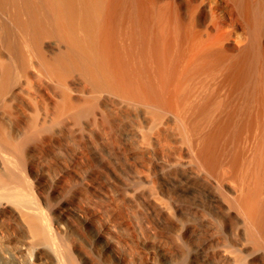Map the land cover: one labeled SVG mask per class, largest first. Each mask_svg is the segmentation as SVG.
I'll return each instance as SVG.
<instances>
[{
  "label": "bare ground",
  "instance_id": "obj_1",
  "mask_svg": "<svg viewBox=\"0 0 264 264\" xmlns=\"http://www.w3.org/2000/svg\"><path fill=\"white\" fill-rule=\"evenodd\" d=\"M220 1L222 13L208 0H0V264H75L65 240L76 264H94L97 256L82 253L72 235L73 214L90 226L102 219L101 261L129 259V240L100 208L77 211L60 200L45 206L47 222L45 186L52 179L56 193L65 171L36 170L25 194L23 158L34 170L42 151L65 137L87 157L78 135L106 142L97 150L109 163L102 173L122 178L121 157L131 156L127 170L123 164L130 183L126 174L108 180L129 208L143 200L159 217L130 212L144 252L135 248L142 255L134 251L128 264L149 263L159 251L174 264L184 249L192 264H264V0ZM80 117L87 120L77 125ZM107 142L120 159L104 154ZM156 169L171 205L152 186ZM180 193L192 196L182 207ZM13 225L20 241L8 234Z\"/></svg>",
  "mask_w": 264,
  "mask_h": 264
},
{
  "label": "rangeland",
  "instance_id": "obj_2",
  "mask_svg": "<svg viewBox=\"0 0 264 264\" xmlns=\"http://www.w3.org/2000/svg\"><path fill=\"white\" fill-rule=\"evenodd\" d=\"M218 1H220V0H218ZM217 0H208V3L209 4H211V2L213 3V4H211V5H213V6H215V7H217L218 8V13H222V10L221 9H219L220 7H221V4H222V2L220 1V2H218ZM217 2V3H216ZM215 4V5H214ZM88 113V116L86 115ZM86 114H85V118H88L89 117V115H90V117L92 116V113L93 112H87ZM83 115V118H84V114H82ZM87 116V117H86ZM78 119H79V117H78ZM76 120V119H75ZM80 120H81V117H80ZM85 120H87V119H82L81 120V122H77V121H79V120H76L75 122L77 123V125H79V123H82L83 121H85ZM79 137H75L76 138V140H77V142H78V144L80 143L81 144V146H82V144H83V147H81L80 146V149H79V151L81 152H84L85 153V149H87L88 147V151L86 150V154H88L89 155V153H90V155H91V157H89L88 155H87V157H88V159H87V157H83L82 156V153H80V157L81 158H84V160H82L80 157L78 158V156H76V151H74V150H77V148H78V146H77V148H76V146L74 145L73 146V138H71V137H65V138H63V139H61V141L60 142H58V143H56V144H53L51 147H53L52 149H51V147L50 146H48V147H46L45 149L46 150H49V151H42V154L41 155H39V157H41V156H43V158H39V159H37V161H35L34 162V164H33V166H34V170H30V169H27L26 167H27V161H28V159L26 160V158L24 157L23 158V160H22V162L24 163L23 164V168H24V175H23V177L25 178V180L27 179L28 181H29V184H27V182L28 181H26V182H24L23 183V185H26L25 187V190L26 189H28V185H31L33 182H34V184H35V179H36V170L38 171V169L39 170H43V169H48L49 171H47V172H51V174L50 175H52L53 177L56 175V173H58L59 171H65L66 173H67V171H68V173L66 174L65 173V176H64V179H62L61 181H60V184H59V186H60V188L57 190V192L56 193H51V192H49V191H51V188L53 187V185L54 184H52V179H51V182H49V183H47L46 184V186H45V190H46V192L48 193V201L47 202H44L42 199H41V195H40V192L37 190V188L34 186V189H36L35 190V193H36V195L37 196H35V197H37V199L38 198H40L41 200H42V202H43V204H41V202H39V204L38 205H42V206H44L43 208H45V210H43L42 208H40L41 209V211H42V213L43 214H47V211L49 210H51L50 209V207L52 208L53 206H54V204L56 205L57 204V202H61L60 200H62V201H69L70 203H72L75 207V209L78 211L80 208H83V207H85V206H88L89 204H90V206H92L93 208H100V209H102V210H104V215H106V216H103L102 214H101V216L104 218V217H106L107 218V216H109V215H107V213H109L110 215H112L113 217H114V220H116L117 221V223H118V225H120L119 226V234H121V235H118V237L120 236H122V239H124V238H126V240L128 239L129 241L127 242L129 245L127 246V252H126V254L128 255V257H129V259H124L125 260V264H128V263H130V259H131V257L133 256V257H137V256H139V255H142L143 254V252H144V246L143 245H141V244H143L142 242H140L139 243V239L137 238V235H136V233L134 234V232L133 231H131L130 229L132 228H130V224H133V222H134V218L135 217H132V213H137V212H139L138 211V208H140V210L141 209H146V210H143V212L144 211H148L146 214H145V212L143 213L142 212V210H141V212H142V214H144L142 217H145V216H148V215H150V218L149 219H151V221H155V220H157L159 217H158V215H157V213L156 214H154V213H152L151 211L152 210H150V209H148L147 210V208H145L144 206H142L143 205V200L141 201L140 200V203H139V205H141L142 206V208L141 207H139V205L136 207V209H137V211H134V209H135V206L134 205H132V204H130V205H132L133 207L132 208H129V207H131V206H129V204L127 203V202H121L122 200H124V199H122L121 198V196L119 195V193H118V190H116L115 191V189H118L116 186V188L114 187V185H113V183H111L112 181H114V180H112L113 178H114V176L116 177L117 176V172L115 171V172H112V170L110 171V170H107V173H106V171H104L103 173H102V168H101V166H102V162H103V160L104 159H102L103 157H101V155H103L102 153H98V149L100 148L101 149V145L103 146V148H105L104 146H106V142L105 143H102V142H97V143H94V142H89L88 140H86L82 135H78ZM81 139H82V141H81ZM38 140V139H37ZM70 140V144L68 145V141ZM35 141H36V139H35ZM34 141V142H35ZM67 141V142H66ZM89 142V143H86V142ZM66 143L65 145H63V144H61V143ZM82 142V143H81ZM85 142V143H84ZM72 143V144H71ZM91 143V144H90ZM108 144H109V142H107ZM59 145V146H58ZM64 147H63V146ZM74 147V148H76V149H74L72 146ZM86 146V148H85V146ZM90 145V146H89ZM91 145L93 146H95L94 147V149H96V151H95V153H94V150L92 149L93 147H91ZM112 145L113 144H109L108 146L111 148L112 147ZM68 146H70L71 147V149H70V147H68ZM106 147L107 148V150L106 151H104V154L106 153V154H110L111 156H114L115 155V153H116V149L114 148V147H116L117 145H115L114 147H112V148H114L115 149V151H108V148L109 147ZM63 147V148H62ZM68 147V148H67ZM99 147V148H98ZM102 148V149H103ZM109 148V149H110ZM111 148V149H112ZM74 149V150H73ZM100 149H99V151H100ZM110 149V150H111ZM114 149H112V150H114ZM84 150V151H83ZM72 151H74L75 152V154L72 152ZM77 152H78V150H77ZM88 152V153H87ZM114 152V154H112ZM84 153H83V155H84ZM85 154V155H86ZM97 154V155H96ZM117 154V153H116ZM45 155V156H44ZM99 155V156H98ZM119 155V156H118ZM95 156V157H94ZM96 156L98 157V158H96ZM117 158H119L120 159V154H117V155H115ZM100 157V158H99ZM89 158H91V159H89ZM96 158V159H95ZM122 158V160H121V162H125L126 163V167L125 166H123V164H125V163H122V165H121V163H120V169L121 170H125V168H126V170L130 167V165L131 164H133L135 161L133 160V162L131 161L132 159H131V156H130V159H129V157L127 158V160L125 159V158H123V157H121ZM92 159H93V161H92ZM89 160H91V161H89ZM99 160V161H98ZM125 160V161H124ZM130 160V161H129ZM105 161V160H104ZM127 161V162H126ZM22 162H21V164H22ZM106 162V161H105ZM91 163V164H90ZM104 163V162H103ZM129 165H128V164ZM96 165L95 167H94V165ZM106 164H107V162H106ZM109 164V163H108ZM107 164V165H108ZM24 165H26V166H24ZM99 165H101V166H99ZM90 166H92V168L90 167ZM97 166L98 167H100L101 168V170H99V168H97ZM112 168H113V165H110ZM115 166V165H114ZM125 167V168H124ZM66 168H68V169H66ZM94 168H95V170L97 169L98 171H100L101 173H98L97 172V170H96V173H95V170H94ZM46 169V170H47ZM66 169V170H65ZM92 169L94 170V174H93V171H92ZM69 170H70V173H69ZM119 171V172H123L124 174H122V178H120V175L121 174H119V176H117L116 178H120V179H125L126 177H125V174L127 175V173H125L124 172V170L123 171ZM158 169H156V172H154L155 170H153L152 172L154 173V175H153V173H152V175L153 176H159V170L157 171ZM91 171V172H90ZM108 172H110L111 174H110V176L112 177H110L109 176V173ZM158 172V173H157ZM60 173V172H59ZM104 173H106V174H108V175H106V174H104ZM116 175H115V174ZM69 174V175H68ZM156 174V175H155ZM58 175V174H57ZM123 175H124V177H123ZM152 176V177H153ZM111 179H110V178ZM127 183H130V181L128 182V179H130V174H128L127 175ZM167 177V176H166ZM154 178V177H153ZM159 179L160 181H161V183H159L160 181H157V179ZM161 176H159V177H155L154 179H153V182H155L156 181V185L155 184H152V186L153 187H158V188H156L157 190H159L158 191V193H161V196L163 197V200L165 201V198L167 197L168 199H169V197L168 196H166V195H164L163 196V194H162V191L161 190H163V189H165V190H163V192H165L167 189H168V187H167V189H166V187H164L166 184L162 181V180H164V179H162L161 180ZM168 178H170L169 176L167 177V179L165 178V182L166 181H168L169 179ZM30 179V180H29ZM111 181H109V180ZM126 180V179H125ZM125 180H123V181H125ZM155 180V181H154ZM33 181V182H32ZM22 182H23V179H22ZM157 182H158V184L160 185H157ZM109 183H111L112 184V186H111V184H109ZM162 183L163 184H165V185H162ZM167 183V182H166ZM89 184H93L94 186H90ZM33 185V184H32ZM155 185V186H154ZM90 186V187H89ZM117 186H119V189L120 190H122V185H117ZM30 187V186H29ZM121 187V188H120ZM152 187V188H153ZM94 188V189H93ZM115 188V189H114ZM162 188V189H161ZM29 189H33V187L31 186V188H29ZM29 189H28V191H25L24 190V188H23V190L25 191V194L27 193V192H31V191H29ZM151 189V188H150ZM155 189V190H156ZM152 190H154V189H152ZM151 190V191H152ZM154 190V191H155ZM115 191V192H114ZM33 192V191H32ZM31 192V193H32ZM157 192V191H156ZM39 193V194H38ZM196 194H194V195H197V192H195ZM119 195V198L117 197L118 195ZM168 194V193H167ZM180 194H182V193H180ZM178 195V198H177V196L175 197V201L177 202V204L179 205V206H183V205H185V204H187L188 202H189V200H190V198L188 197L190 194H182V195H185V196H182V195ZM199 194V193H198ZM201 194V193H200ZM27 195H31V196H29V198L27 197V200L28 199H30L31 201L34 199V198H32V196L33 195H35V194H27ZM114 195H116V196H114ZM188 195V196H187ZM193 195V194H192ZM179 196H180V198H179ZM49 197H50V199H49ZM116 197V198H115ZM190 197H192L191 195H190ZM182 198H184V199H182ZM39 199V200H40ZM118 199V200H117ZM119 199H120V201H119ZM122 199V200H121ZM166 200L165 201V203L167 202V201H169V200ZM181 199V201H179V200ZM29 200V201H30ZM34 200H36V198L34 199ZM49 200H50V202H49ZM117 200V201H116ZM184 200V201H183ZM30 201V202H31ZM179 201V202H178ZM187 201V202H186ZM34 202H36V201H34ZM170 202H171V200H170ZM185 202V203H184ZM38 203V202H37ZM46 203V204H45ZM49 203H50V205H49ZM54 203V204H53ZM121 203V204H120ZM123 203V204H122ZM167 203H169V202H167ZM183 203V204H182ZM53 206H52V205ZM127 204H128V207H127ZM171 204H173L172 202L170 203V205ZM41 205H40V207H41ZM47 205L48 206H50L49 207V209L46 211V207H47ZM123 205V206H122ZM46 206V207H45ZM95 206V207H94ZM114 206V207H113ZM129 208V209H128ZM174 208H176V207H174ZM132 209H133V212L132 213H130L131 211H132ZM135 209V210H136ZM176 210V209H175ZM46 211V213H44ZM48 211V212H49ZM150 211V212H149ZM107 212V213H106ZM140 212V213H141ZM42 213H39L38 214V216L39 217H41V215L43 216V214ZM50 213V215L51 216H53L52 215V213H51V211L49 212ZM48 213V214H49ZM112 213V214H111ZM41 214V215H40ZM48 214L46 215V217L48 216ZM152 215V216H151ZM155 215H157L156 217H155ZM49 217V218H51V219H53V217ZM134 216V215H133ZM45 217V219H47V222L48 221H50L49 219H48V217L46 218ZM112 217V218H113ZM149 217V216H148ZM38 218V217H37ZM43 218L44 217H41V220L43 221ZM153 218H155L154 220H153ZM180 218H181V216H180ZM71 224L73 223L74 224V226L73 225H71L72 226V231H74V234H73V232H72V235L75 237V235H76V238H78L79 236H80V238H78L77 239V242L79 243L78 244V246L81 248V246H82V248H83V250H82V248L80 249L79 247V250H82L81 252L82 253H84V254H86L87 256H97V257H94V264H96V261H97V263L98 264H115L116 262L115 261H113V259H112V257H108L106 260H104V258H106V257H104V256H102V261H101V259L98 257L100 254L102 255L103 254V249H104V247L103 246H101L102 244H100L99 243V241H98V236H97V233H98V225H97V222H98V220H100V221H102V219L101 218H98L97 219V221L95 222V226H90V225H88V224H85V217L83 216V217H80L79 215H72L71 216ZM182 219V218H181ZM38 221H40L39 219H38ZM53 221V220H52ZM115 221V222H116ZM183 221V220H182ZM51 222V221H50ZM40 223H41V221H40ZM116 223V224H117ZM45 224V223H44ZM48 223H46L45 225H47ZM49 224H52V223H49ZM48 224V225H49ZM124 224H126V227L128 228V230H130L131 232H133V233H131L130 231H128L127 229H125L124 227H125V225ZM44 225V226H45ZM48 225L46 226V227H48ZM121 225H123V226H121ZM130 225V226H129ZM42 227L43 228V230H44V232H45V234L47 235V233H46V230L44 229L45 227ZM51 226V225H50ZM89 226V227H88ZM129 226V227H128ZM16 226L15 225H13V227H11V233H9L10 231H9V229H8V234L10 235V237H11V239H13V240H15L14 239V237L16 238V234L18 235L17 236V240H21V233H18V232H16V229L18 228V226L15 228ZM121 227H123L124 229L123 230H121L120 228ZM52 228H53V226H52ZM48 229V228H47ZM49 229H51V227H49ZM48 229V231H50ZM15 230V231H14ZM54 230V229H53ZM126 230H127V232H126ZM132 230H134L133 228H132ZM47 231V232H48ZM51 231H52V229H51ZM50 231V232H51ZM76 231V232H75ZM118 231H117V234H118ZM122 231V232H121ZM48 233V237H50L49 235L52 233ZM54 232V231H53ZM126 232V233H125ZM160 232L163 234L164 232H165V234H168L169 233V230L166 228V227H162V229L160 230ZM167 232V233H166ZM77 233V234H76ZM52 234H54V233H52ZM51 234V235H52ZM128 235V236H126V235ZM164 234V235H165ZM78 235V236H77ZM125 235V236H124ZM131 235V236H130ZM168 235H170V233L168 234ZM53 236V235H52ZM167 236V235H166ZM124 237V238H123ZM170 238H169V240L166 242L165 241V247H164V249H168L169 250V248H171V245H170V240L171 241H173L174 240V236H173V234H172V236H169ZM130 238V239H129ZM136 238V240H134V241H132L133 239H135ZM79 239H81V240H79ZM121 239V240H122ZM138 239V240H137ZM125 239L123 240L124 242L126 241ZM16 241V240H15ZM136 241V242H135ZM141 241V240H140ZM69 240H65L64 241V243H65V245L66 244H68V246H65L66 248L65 249H67V250H69V252L71 253L70 254V256L71 255H74L73 256V260H76L77 261V259H76V257H75V255H77V257H78V254L76 253V251L73 253V251L72 250H74V249H72L71 247L72 246H70V248L68 249L67 247H69ZM131 242H132V244H131ZM95 243V244H94ZM136 243V244H135ZM136 245V247L134 246V245ZM138 244H140V245H138ZM92 245L94 246V247H92ZM130 245H133L132 247H130ZM170 245V246H169ZM99 248H98V247ZM138 246H140L139 248H138ZM97 247V248H96ZM94 249V252H92L93 251V249ZM97 249V251H96V249ZM129 248L131 249V251H133V252H131L130 250H129ZM135 248H138L137 249V251H141L140 253H142V254H137V253H139V252H137V251H135L136 249ZM70 249H71V251H70ZM85 251V252H84ZM130 251V252H129ZM134 251L136 252L135 254L137 255H135L134 254ZM188 250L186 249H184L183 250V255H181V257L179 258V259H177L179 262H181L182 264H192L193 263V261H194V259H192L193 258V256H192V254H190V252H189V254H188V252H187ZM128 252L129 253H131L130 255L128 254ZM93 253H97L96 255L94 254L93 255ZM104 255V254H103ZM132 255V256H131ZM189 255V256H188ZM89 256V257H90ZM162 256V252H157V254H156V256H155V259L154 260H151V261H149V263H146V261L148 262V260H141L139 263H137V264H167L164 260H163V258L161 257ZM186 256V257H185ZM132 257V258H133ZM156 257H160L161 258V261L159 260L160 258H158V259H156ZM98 259H100V260H98ZM111 259V260H110ZM108 260V261H107ZM176 260V261H177ZM192 260V261H191ZM76 261H74V263L76 264ZM153 261H154V263H153ZM159 263H158V262ZM175 261V260H174ZM174 262V264H181V263H179L178 261L177 262ZM187 261V262H186ZM115 262V263H114ZM192 262V263H191ZM80 264H82V263H80ZM117 264V263H116Z\"/></svg>",
  "mask_w": 264,
  "mask_h": 264
}]
</instances>
